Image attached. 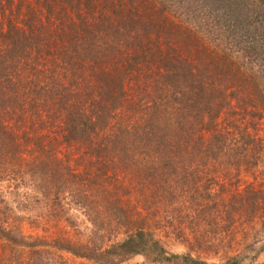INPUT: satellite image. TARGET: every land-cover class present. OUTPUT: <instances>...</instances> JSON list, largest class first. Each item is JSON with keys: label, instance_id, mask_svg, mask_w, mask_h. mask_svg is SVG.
<instances>
[{"label": "trees", "instance_id": "16d2710c", "mask_svg": "<svg viewBox=\"0 0 264 264\" xmlns=\"http://www.w3.org/2000/svg\"><path fill=\"white\" fill-rule=\"evenodd\" d=\"M31 1L0 0V185L8 183L13 191L39 181L56 189L51 199H61L75 172L62 160L63 151L55 147L58 142H44L49 130H60L61 145L81 148L98 161L94 175L96 180L104 179V166L99 167L110 162V141L114 150L124 144L125 134L112 126L118 124L113 121L116 117L121 123L128 121L130 89L136 93L131 96L136 100L133 114L139 104L149 117L146 124L138 119L136 126L130 124L134 136L144 131L135 143L153 158L154 167L146 165L145 173L162 190L159 176L165 171L172 179L179 167H194L179 180L178 189L182 198L187 197L186 204L191 200L188 209L197 212L176 233L188 230L186 235L192 233L200 245L205 226L214 237L226 218L238 225L264 217V182L249 183L240 191L241 181L230 189L218 180L220 173H214L218 179L208 178V167L221 148L243 138L256 139L252 137L259 132L249 122L264 119L262 40L226 42L237 52L223 57L215 47L218 42H195L184 14L167 20L172 12L165 5L173 0H36L34 6ZM182 5L194 17L193 6ZM227 29L220 28L221 35ZM121 128L125 131L128 126ZM247 163L254 169L259 165L255 159L247 158ZM145 189L155 195L161 192ZM168 192L169 200L176 197L173 189ZM82 198L77 207L90 213V242L73 244L58 236L54 247L99 264H121L136 255L158 264H216L192 253L171 252L155 238L148 218H135L110 197H104L103 209L111 212L106 221L94 213L92 198ZM50 219L55 227L62 223L57 212ZM114 223L125 228L118 241L106 230L116 227ZM0 240L37 245L1 224ZM106 241L110 245H102ZM224 264H240V260L232 258Z\"/></svg>", "mask_w": 264, "mask_h": 264}, {"label": "rangeland", "instance_id": "374dc122", "mask_svg": "<svg viewBox=\"0 0 264 264\" xmlns=\"http://www.w3.org/2000/svg\"><path fill=\"white\" fill-rule=\"evenodd\" d=\"M35 1H31V6H34ZM182 4L193 6L194 17L186 13ZM165 9L172 12L169 13L170 17L167 16V20L168 18L174 20L175 16L184 14L183 22L190 25L186 27L192 29L196 37L195 42H207L208 44L218 42L215 47L223 57L237 52L226 47V42H254L257 38L263 41L259 44L264 43V38L261 37L264 30V0H173L168 1ZM227 27L229 29L221 35L220 28ZM131 96L136 97V93L129 89L130 103L128 109L125 110V118L128 121H123L128 125L121 123L122 119L119 117L113 120L118 124L113 125L112 130L117 133L123 131L125 134L123 135L124 144L123 142L118 144V149L114 150L115 145L110 141L112 150L108 160L110 162L99 167L100 169L104 166L106 172L104 179L96 180L94 175L96 164H100L98 161L91 160L81 148L77 150L61 145L60 130L58 133L49 130L43 137L44 142L46 144L58 142L55 147L63 151L62 160L70 170L75 172L69 181L68 189L61 192V199H51L56 189L45 187L44 184H39V181L32 180L31 187L20 190L14 188L13 191L8 183L0 185V224L16 229L30 244H37L35 247H25L0 240V264H99L95 260L81 258L53 246V240L58 236L65 237V240L73 244L90 242L93 225L89 220L88 214L90 213L87 214L84 209L77 207L81 197L92 198L94 213L100 214L105 221L111 212L103 209L104 197H110L111 202L114 201L115 204L134 214L135 218H148L147 226L154 232L155 238L162 240L167 248L176 254L192 253L196 258L216 264H224L232 258H238L240 264H264V217L238 225L235 220L226 218L217 227L218 231L214 237H212L210 227L205 226V236L199 240L200 245L195 244L197 241L192 233L186 235L188 230L176 233V228L184 225L189 220L188 217H193L197 212L194 207H191V210L188 209L191 200H187L189 202L186 204L187 197L182 198V195L180 196L182 189L180 191L178 189L179 180L183 175L190 173L194 167L187 165V170H184L183 166L179 167L172 179L166 177L169 173L165 171L159 176L162 190L157 187L156 179L144 170L146 165L154 167L151 161L153 158L151 154L146 156L145 152L141 151L143 149L137 147L139 143H135L144 131L134 136L136 131L131 127L136 126L134 122L137 119L141 124L144 122L146 124L149 117H146V112L142 109L143 105L139 104L136 113L133 114L134 109L131 106L136 100ZM158 116L159 114L153 116L154 122H157ZM249 124H251L250 128L259 131L256 137H252L257 140L243 138L239 143L230 142L225 148H221L218 159L212 161L208 167V178L218 179L214 173H220L222 178L218 180L227 184L230 189L232 187L235 189L237 182L241 181L240 191L249 183L261 186L264 182L262 174L264 170V119L251 121ZM127 126L125 131L121 128ZM145 128L150 130L147 126ZM172 128L175 129L174 125ZM125 138H127L126 141ZM247 158L257 160L258 167L254 169L251 164L247 163ZM206 170L204 171L207 172ZM25 181L29 183L26 177ZM144 187H153L161 192L155 195ZM172 189L176 197L169 200L168 191ZM16 190L18 192L14 193ZM111 193L112 195L109 196ZM97 200L101 201V205ZM83 206L85 207V202ZM55 212L62 222L59 227H55V222L50 219ZM66 218L75 223L73 227L69 225ZM114 224L116 227L107 226L106 230L109 229V237L112 236L114 241H118L124 237L125 228L118 223ZM185 226L188 228L187 224ZM61 230L64 231L65 236L60 232ZM102 245H110V241L103 242ZM121 264L158 263L136 255L127 258Z\"/></svg>", "mask_w": 264, "mask_h": 264}]
</instances>
